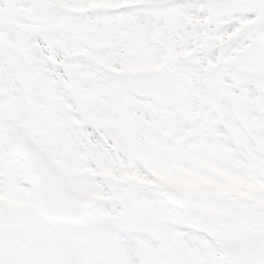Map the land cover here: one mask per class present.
Returning a JSON list of instances; mask_svg holds the SVG:
<instances>
[{
	"label": "snow or ice",
	"instance_id": "obj_1",
	"mask_svg": "<svg viewBox=\"0 0 264 264\" xmlns=\"http://www.w3.org/2000/svg\"><path fill=\"white\" fill-rule=\"evenodd\" d=\"M0 264H264V0H0Z\"/></svg>",
	"mask_w": 264,
	"mask_h": 264
}]
</instances>
